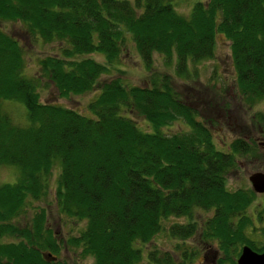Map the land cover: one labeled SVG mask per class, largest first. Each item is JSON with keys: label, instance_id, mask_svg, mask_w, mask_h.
I'll return each mask as SVG.
<instances>
[{"label": "trees", "instance_id": "obj_1", "mask_svg": "<svg viewBox=\"0 0 264 264\" xmlns=\"http://www.w3.org/2000/svg\"><path fill=\"white\" fill-rule=\"evenodd\" d=\"M0 19L21 24L29 40L57 47L38 58L37 74L27 76L21 42L0 28V164L17 168L14 181L0 183V264H70L57 255L64 244L90 255L92 264H136L139 243L149 241L169 215L188 217L168 226L180 239L175 249L197 235L225 254L221 263L236 264L231 257L236 244L264 251V241L243 233L255 192L225 185L236 154L255 144L235 137L227 149L217 147L204 119L180 99L166 74L152 70L141 85L119 76L102 81L86 103L87 115L42 101L38 91L43 78L59 96L92 89L128 40L146 70L153 52L166 59L173 55L176 68L185 70L188 60L210 57L215 35L222 33L236 89L251 103L264 95V0H196L187 15L171 0H0ZM90 52L102 54L103 62L86 55ZM11 101L24 105L23 121L15 122L3 108ZM133 113L150 129L139 128ZM179 117L185 129L162 130ZM253 119L264 137V112ZM54 167L57 210L84 220L81 229L59 240L45 208L34 204L49 193ZM29 206L33 212L24 220ZM196 208L210 211L200 226L190 219ZM260 231L264 235V227ZM187 247L178 264L193 254ZM147 257L150 264H175L168 251L152 250Z\"/></svg>", "mask_w": 264, "mask_h": 264}, {"label": "rangeland", "instance_id": "obj_2", "mask_svg": "<svg viewBox=\"0 0 264 264\" xmlns=\"http://www.w3.org/2000/svg\"><path fill=\"white\" fill-rule=\"evenodd\" d=\"M193 1L196 0H171L174 9L183 15L189 13ZM0 28L11 33L21 42L24 52L22 73L27 76L37 74V60L40 56L57 50L54 42H44L39 39L29 40L18 22L0 19ZM86 55L103 62V56L100 53L90 52ZM151 57L152 68L148 71L144 67L133 42L128 40L120 51L118 59L112 63L106 72L98 76L96 85L92 89L78 94L59 96L51 81L43 78L38 86L39 98L42 101L55 102L71 107L87 115L90 112L86 103L96 93L97 86L102 81L113 76H119L127 84L141 85L146 83V79L148 80L150 71L156 70L164 73L168 76L171 86L180 99L190 103L197 109L196 117L204 119L210 128L213 141L217 147L227 149L228 142L235 137L250 140L255 144L251 151L243 154L237 153L234 165L225 174L226 188H250L247 179L248 174L254 170H264V137L253 119L257 112H264V95L254 99L251 103L239 96L235 85V72L230 57L228 39L222 33H217L213 54L210 57L198 60H188L185 70L176 68L173 55L170 59H166L161 53L153 52ZM3 108L9 112L15 122L24 120L25 107L21 102H5ZM132 118L139 128L150 129L148 122L142 116L133 113ZM185 128V120L179 117L164 125L162 130L172 132ZM57 172L58 167H54L51 172V189L49 193L40 200L34 201V204L45 208L47 223L56 239L59 240L76 233L83 227L84 220L65 215L57 210L53 197ZM16 176V166L0 164V183L12 182ZM263 195V193H255L246 207V212L249 216H252V219L244 226L243 233L246 238L253 239L256 242L264 241V235L260 231V228L264 227V210L261 211V214L259 212ZM28 208L24 213V220L29 218L33 212L31 206ZM209 212V210L196 208L190 219L195 220L200 226L203 219L210 214ZM187 220L188 217L182 215L164 217L161 220V229L149 241L139 243L142 247V256L136 264H150L147 254L152 250L157 255H160L163 251H168L171 256L173 255L175 264H178L183 245L188 246V254L193 252L186 264H230L227 260H223L222 263L218 261V259L225 257V254L218 249L216 244L203 243L197 235L187 237L183 240L182 246L177 249L174 248L180 239L169 234L168 226L173 222L184 223ZM199 226L196 234L199 232ZM3 239L8 238L4 237ZM64 245H61L57 253L60 258L70 264H92L90 255L81 256L78 250H73L69 247L70 245ZM240 247L241 244H236L237 253L234 251L231 254L234 261ZM205 252L208 253V257L214 254V262L209 258L207 260L201 259V254Z\"/></svg>", "mask_w": 264, "mask_h": 264}, {"label": "water", "instance_id": "obj_3", "mask_svg": "<svg viewBox=\"0 0 264 264\" xmlns=\"http://www.w3.org/2000/svg\"><path fill=\"white\" fill-rule=\"evenodd\" d=\"M247 179L250 188L255 193H264V170L251 171ZM236 264H264V251L259 252L252 249L247 244H242L240 251L235 258Z\"/></svg>", "mask_w": 264, "mask_h": 264}, {"label": "flooded vegetation", "instance_id": "obj_4", "mask_svg": "<svg viewBox=\"0 0 264 264\" xmlns=\"http://www.w3.org/2000/svg\"><path fill=\"white\" fill-rule=\"evenodd\" d=\"M214 257H215L214 254L211 257H208L207 252L201 254V259H203V260H207L209 258L210 260H212L214 262Z\"/></svg>", "mask_w": 264, "mask_h": 264}]
</instances>
